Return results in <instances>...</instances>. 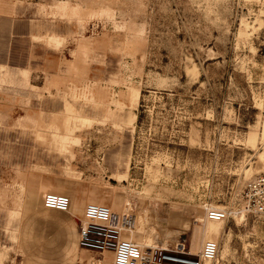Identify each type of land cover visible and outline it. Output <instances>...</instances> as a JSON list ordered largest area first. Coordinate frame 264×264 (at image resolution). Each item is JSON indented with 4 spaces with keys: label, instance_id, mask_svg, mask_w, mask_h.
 Masks as SVG:
<instances>
[{
    "label": "rangeland",
    "instance_id": "obj_1",
    "mask_svg": "<svg viewBox=\"0 0 264 264\" xmlns=\"http://www.w3.org/2000/svg\"><path fill=\"white\" fill-rule=\"evenodd\" d=\"M262 173L264 0H0V264H112L78 244L96 200L143 247L213 221V264H264V213L206 214Z\"/></svg>",
    "mask_w": 264,
    "mask_h": 264
},
{
    "label": "built area",
    "instance_id": "obj_2",
    "mask_svg": "<svg viewBox=\"0 0 264 264\" xmlns=\"http://www.w3.org/2000/svg\"><path fill=\"white\" fill-rule=\"evenodd\" d=\"M241 205L232 208L208 207L212 219H227L232 215H261L264 213V173L256 175L240 196ZM43 206L69 212L71 198L63 193L47 192ZM134 224L132 215L113 210L107 204L88 203L79 218V246L96 252H111L112 264H213L219 253L218 241H204L197 253L185 244L169 248L155 245L143 247L128 238Z\"/></svg>",
    "mask_w": 264,
    "mask_h": 264
},
{
    "label": "bare ground",
    "instance_id": "obj_3",
    "mask_svg": "<svg viewBox=\"0 0 264 264\" xmlns=\"http://www.w3.org/2000/svg\"><path fill=\"white\" fill-rule=\"evenodd\" d=\"M107 196L109 194H106ZM110 196V195H109ZM89 203H99L98 200H96L95 202H89ZM88 204V203H87ZM103 204V203H101ZM109 206V205H108ZM112 208V207H111ZM215 208V207H213ZM118 212L120 211H123V209H121V206L120 204L118 205ZM215 209H218V208H215ZM225 209V208H223ZM121 213H124V212H121ZM206 214H207V218L208 219H211V220H224V219H212L209 217V214H208V211H206ZM79 227V226H78ZM222 231V227L216 223H214L213 221H207L205 224H204V221L202 220L201 221V224H198L195 228H194V231H193V235L192 236H201L202 233L205 234V237L207 238H210V239H213L216 241V238L217 236L219 235V233H221ZM135 232V228L132 226L131 228V231L129 232L128 236L129 238L133 239V234ZM134 240V239H133ZM208 240V239H207ZM206 241V240H205ZM137 242V241H136ZM204 243V241H203ZM79 244V243H78ZM140 244V243H139ZM200 244V242H197L195 245L191 244L192 248L195 250L198 245ZM141 245V244H140ZM203 245V244H202ZM201 245V247H202ZM142 246V245H141ZM200 247V248H201ZM82 248V247H81ZM84 249V248H83ZM91 251V250H90ZM96 252V251H95ZM113 261V260H112Z\"/></svg>",
    "mask_w": 264,
    "mask_h": 264
},
{
    "label": "crops",
    "instance_id": "obj_4",
    "mask_svg": "<svg viewBox=\"0 0 264 264\" xmlns=\"http://www.w3.org/2000/svg\"><path fill=\"white\" fill-rule=\"evenodd\" d=\"M71 207V206H70ZM81 210L82 209H79L78 211L76 210H72L71 208H70V211H69V213L70 214H72V215H74L75 217H78L80 214H81ZM110 253V252H109Z\"/></svg>",
    "mask_w": 264,
    "mask_h": 264
}]
</instances>
